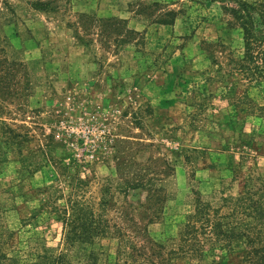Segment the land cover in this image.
<instances>
[{
	"label": "rangeland",
	"instance_id": "1",
	"mask_svg": "<svg viewBox=\"0 0 264 264\" xmlns=\"http://www.w3.org/2000/svg\"><path fill=\"white\" fill-rule=\"evenodd\" d=\"M230 1L0 0L8 256L37 264L45 241L79 264L91 249L99 264L241 263L240 247L183 234L198 199L220 208L264 178V120L238 104L248 86L264 105V82L230 73L244 54ZM72 208L107 232L68 247L57 212Z\"/></svg>",
	"mask_w": 264,
	"mask_h": 264
},
{
	"label": "trees",
	"instance_id": "2",
	"mask_svg": "<svg viewBox=\"0 0 264 264\" xmlns=\"http://www.w3.org/2000/svg\"><path fill=\"white\" fill-rule=\"evenodd\" d=\"M230 2L224 9L241 28L244 40L243 57L239 60H230L233 65L230 73L240 72L242 82L245 80L249 83L264 82V0H231ZM34 5L42 10L48 7L44 2ZM248 89L247 86L246 93L239 97L238 104L248 106L252 111L255 107L261 113L259 118L264 120L262 114L264 105L256 104L249 97ZM38 188L42 190V187ZM226 206L230 211L222 213V207ZM222 207L212 208L210 204L198 199L196 211L189 216L183 233L186 237L185 241L192 242L197 239L196 236L198 237V232L202 229L212 241L211 250H231L240 247L242 258L240 264H264V178L246 179L243 190L237 196L225 197ZM72 210L74 214L71 215L77 214L74 219L67 216L66 211L57 212L58 217L63 219L65 226L69 228L65 237L68 247L76 244L92 245L96 236L107 232L105 225L91 219L84 209L72 208ZM199 222L201 224L197 226ZM10 235L11 232L0 227V264H24L17 256H8L3 251ZM192 251H195V248H192ZM88 256L84 264H99L98 256L93 249ZM35 259L37 264H79L72 262L67 253L63 251L57 253L45 241L41 243V249L35 254Z\"/></svg>",
	"mask_w": 264,
	"mask_h": 264
},
{
	"label": "built area",
	"instance_id": "3",
	"mask_svg": "<svg viewBox=\"0 0 264 264\" xmlns=\"http://www.w3.org/2000/svg\"><path fill=\"white\" fill-rule=\"evenodd\" d=\"M60 127L62 129L68 130L69 132H72L73 134H75L76 130H77V127L75 125H70V124L66 123L65 121L61 122ZM110 142H111V140L108 141V144L105 146V148H107V146H109Z\"/></svg>",
	"mask_w": 264,
	"mask_h": 264
}]
</instances>
